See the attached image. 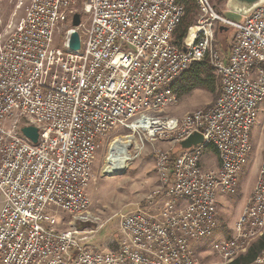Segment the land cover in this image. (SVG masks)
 Instances as JSON below:
<instances>
[{
	"label": "built area",
	"instance_id": "2783aa9c",
	"mask_svg": "<svg viewBox=\"0 0 264 264\" xmlns=\"http://www.w3.org/2000/svg\"><path fill=\"white\" fill-rule=\"evenodd\" d=\"M195 2V23L176 46L179 0H29L0 44V264H201L195 243L217 229L264 113V6L234 21ZM75 13L88 27L73 52ZM219 26L233 31L226 54L215 47ZM203 59L218 78L217 99L166 116L177 103L171 85ZM25 126L37 128L35 144ZM119 127L171 151L154 152L156 185L143 206L115 214L117 238L99 249L88 246L103 224L86 189L100 144ZM194 133L202 143L180 149ZM263 235L264 148L251 194L213 253L233 264ZM249 264H264V247Z\"/></svg>",
	"mask_w": 264,
	"mask_h": 264
},
{
	"label": "rangeland",
	"instance_id": "374dc122",
	"mask_svg": "<svg viewBox=\"0 0 264 264\" xmlns=\"http://www.w3.org/2000/svg\"><path fill=\"white\" fill-rule=\"evenodd\" d=\"M28 3L29 0H0V44L23 17L24 8ZM209 3L216 13L226 14V3L223 5H216L210 1ZM81 24L82 27L77 29L80 35L88 27V22L82 15ZM60 29L62 30L63 27ZM232 37L233 31L231 29L222 33L217 31L215 47L223 54L228 53ZM53 46L56 50L61 48L60 36L57 34L54 36ZM217 84V90L214 94L201 89L193 90L188 95L177 99L176 105L168 108L164 114L170 117H182L192 112L205 110L215 102L219 95V82ZM259 107L263 108L264 104ZM115 141L129 143L125 150L130 159L126 160V166L122 170L106 172L104 166L112 150L111 145ZM250 147L247 163L237 175L236 193L226 196L224 203L219 205L217 229L211 235L195 243L194 250L200 254L201 264L221 263V259L213 253V244L215 241L231 235L241 209L251 194L264 148L263 112L257 113L256 123L251 130ZM170 149L171 145L168 142L147 140L139 130L132 131L119 127L108 134L95 154L86 189V196L91 202V213L97 216L103 224L101 230L88 243V246L99 249L112 247L117 238L115 214L144 205L143 200L147 192L157 183L154 172V152L157 150L171 151ZM62 229H66L65 226Z\"/></svg>",
	"mask_w": 264,
	"mask_h": 264
},
{
	"label": "trees",
	"instance_id": "16d2710c",
	"mask_svg": "<svg viewBox=\"0 0 264 264\" xmlns=\"http://www.w3.org/2000/svg\"><path fill=\"white\" fill-rule=\"evenodd\" d=\"M216 5H223L227 0H209ZM184 7L183 16L174 30L172 35V43L180 46L188 36V30L195 23L197 16V5L195 0H179ZM217 33V32H216ZM218 78L214 74L211 66L208 64L207 59L200 62L193 63L187 71L180 75L175 82L171 85V90L176 95L177 99L188 95L196 89L206 90L214 94L217 90ZM173 158V155H172ZM230 236H227V239ZM264 247V235L257 241L251 244L246 254L240 256L233 264H249L258 255L260 250Z\"/></svg>",
	"mask_w": 264,
	"mask_h": 264
},
{
	"label": "water",
	"instance_id": "95a60500",
	"mask_svg": "<svg viewBox=\"0 0 264 264\" xmlns=\"http://www.w3.org/2000/svg\"><path fill=\"white\" fill-rule=\"evenodd\" d=\"M264 6V0H227L226 9L227 12L224 14L226 18L234 21H239L242 17L249 15L256 8ZM81 16L79 13H75L72 17L71 28L72 32L69 37L68 48L73 51L80 50V39L77 29L80 27ZM228 29L224 26L218 27V32H226ZM21 133L24 137L30 140L33 144L37 142L38 130L33 126H25L21 128ZM202 143V137L198 133H194L184 141L178 144L180 149H190L198 144Z\"/></svg>",
	"mask_w": 264,
	"mask_h": 264
},
{
	"label": "bare ground",
	"instance_id": "6f19581e",
	"mask_svg": "<svg viewBox=\"0 0 264 264\" xmlns=\"http://www.w3.org/2000/svg\"><path fill=\"white\" fill-rule=\"evenodd\" d=\"M129 146L128 142L115 141L111 145V151L106 160L104 171H118L122 170L126 166V160H129L130 157L125 150V147ZM123 147V148H121Z\"/></svg>",
	"mask_w": 264,
	"mask_h": 264
},
{
	"label": "crops",
	"instance_id": "0c3cea01",
	"mask_svg": "<svg viewBox=\"0 0 264 264\" xmlns=\"http://www.w3.org/2000/svg\"><path fill=\"white\" fill-rule=\"evenodd\" d=\"M2 204H3V199H2V197L0 196V210H1Z\"/></svg>",
	"mask_w": 264,
	"mask_h": 264
}]
</instances>
